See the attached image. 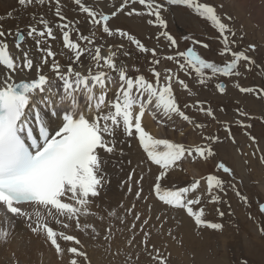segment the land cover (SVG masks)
Listing matches in <instances>:
<instances>
[{"label": "snow or ice", "instance_id": "obj_1", "mask_svg": "<svg viewBox=\"0 0 264 264\" xmlns=\"http://www.w3.org/2000/svg\"><path fill=\"white\" fill-rule=\"evenodd\" d=\"M17 3L23 7L43 6L46 0H17ZM73 3L80 13L86 14V23L96 31L89 36L76 27L77 39L73 40L74 25L71 22L56 24L66 50L60 55H67L69 62L66 64L56 59L57 53L47 43L49 39L55 40L56 36L50 21L43 15L38 20L34 15L36 23L27 25L26 32L21 28L14 33L11 30L6 32L0 26V243L10 241L12 221L20 219L32 235L42 237L54 249L60 264H91L81 240L65 230L74 226L85 233L90 229L92 238L99 235L96 224L88 222L87 218L98 216L93 211L94 207L99 208L95 204L96 198L101 197L106 185L111 183L104 157L117 152L123 157L124 150L118 149L117 145L127 143L131 147L133 142L145 154L141 164L146 166L151 177L145 193L142 182L146 175L141 170L139 179L135 181L138 185L135 198L146 203L151 199L165 210V215L168 211L182 213L195 229L222 231V223L207 218V205L211 204L216 214L223 218L225 212L218 205L228 204L223 197L230 189L243 203H249L248 197L241 194L235 183L223 178L224 174L233 177V169L221 161L207 173H193L190 180L179 186L171 180V174L177 170L184 171L182 165L185 161L209 164L217 155L214 146L223 142L218 134H205L208 125L198 122L186 110L195 109L211 118L223 128L226 138L235 144L232 124L219 120L211 106L205 107L204 101L181 103L174 86L189 96L193 95L189 84L180 78L181 72L185 76L194 72L195 82L201 86L217 77L239 78L241 69L251 72L254 67H260L251 55L257 52V46L249 44L244 50L235 48L236 30L225 22H230L232 17L218 14L215 6L200 0H122L108 14L87 6L82 0H73ZM47 4L50 8L54 4L55 16L61 21L66 20L61 11V0H47ZM136 4L143 10L131 7ZM172 6H184L198 18L210 22L220 44L218 55L222 58L221 63L202 58L191 46L178 50V40L167 31V20L163 15ZM119 13L129 17L146 16V23L159 31L156 39L162 37L167 41L166 46L173 50V54L157 58V50L146 47L135 35L120 28L113 30L110 20ZM13 14L12 11L6 13L9 19ZM97 31L101 35L127 39L141 54L150 53L148 72L151 78L136 65L118 63L112 45L108 46L107 54H103L104 45L96 42ZM9 37L15 51H10ZM26 37L35 41L40 53L38 58L23 47ZM183 40H190L192 45H201L204 49L210 48L208 43L189 35L183 36ZM84 57L89 62L86 68ZM162 60L172 62L175 70L172 67H165L163 72L157 70ZM261 63L264 64V60ZM214 87L221 95L227 92L223 82L215 83ZM235 87L242 94H256L264 99V89L241 86L240 83ZM220 111L225 112V109L221 106ZM146 116H150L158 128H171L181 136L190 125L199 131L198 140L201 142L186 144L157 138L147 130ZM236 116L239 118L234 123L244 129V135L250 142L248 146H255L252 153L255 156L260 151L259 142L248 131L252 124L245 122L253 117L239 107ZM260 161L264 163V152H261ZM134 174L136 169L128 174L127 181H120L121 187L127 184L129 193L133 191L129 182ZM147 206L151 211L154 204ZM134 209L135 205H132L127 210L128 214L134 215L135 221H141V215L134 213ZM258 210L264 214V202L258 203ZM115 215L114 211L107 212L109 217ZM98 219L103 220L104 217L99 216ZM150 219L141 221L143 239L140 244L154 264H167L166 257L154 244L149 250V233L143 228ZM155 219L164 222L160 215ZM121 222H124L123 218ZM131 227L136 229V223ZM106 231L110 232V229ZM260 231L264 233V227ZM104 239L108 240V235ZM61 242H71L72 246H62ZM134 242V236L127 241L129 245Z\"/></svg>", "mask_w": 264, "mask_h": 264}, {"label": "rangeland", "instance_id": "obj_2", "mask_svg": "<svg viewBox=\"0 0 264 264\" xmlns=\"http://www.w3.org/2000/svg\"><path fill=\"white\" fill-rule=\"evenodd\" d=\"M82 2L87 6L108 14L122 0H82ZM200 2H207L215 6L218 14L222 16L226 14L232 17L230 22H225L230 23L234 30H236L237 43L234 47L244 50L249 44H255L257 52L251 55H253L260 67H254L251 72L241 69L242 75L239 78L217 77L206 86H201L195 82L194 72L191 76H185L183 72L180 73V78L189 84L193 95L189 96L183 89L174 86L179 101L181 103L187 102L192 104L196 100H200L205 102V107L211 106L219 120H226L232 124V133L235 136L236 143L233 144L231 140L227 139V134L223 128L212 122L211 118L204 116L202 113H197L195 109L186 110L198 122L208 125L205 134H218L223 142L214 146L217 155L209 164L204 165L202 162L192 163L185 161L182 165L185 170L173 172L171 180L177 186L183 185L191 179L193 174L186 166L195 167L196 173L204 174L215 163L222 161L226 166L232 168L234 172L233 177L224 174L223 178L229 183H235L241 194L248 197L249 203H243L235 195V192L230 189L227 196L223 197V199L228 201V204L218 205L225 212L223 218L216 214L211 204L207 205L206 210L207 218L212 222L222 223L224 225L223 230L195 229L193 223L182 213L168 211L165 215V210L151 199L146 203L143 200L135 198L134 193L138 188L135 181L139 179L141 170L146 175L145 181L142 182L145 193L148 191L151 177L147 174L146 166L141 164L145 154L138 147V144L133 142L131 147L127 143L121 144L120 148H123L124 154H127L125 157L128 162V164L125 163L127 167L122 169L123 172L121 171L122 173L120 172L115 180H113L112 194H107V196L95 201V204L99 205V208H94V211L98 214L97 220L95 218H87L88 222H95L99 235L96 238H92L90 229L88 233H85L76 230L74 226L65 230L68 234L77 235L81 240V246L88 253L91 264H154L148 252L145 251L144 246L140 244V241L143 239V232L140 230L141 221L149 217H151L149 224L143 228V231L149 233V250L154 244L163 256L166 257L167 264H244L245 261L247 264H264V233L260 231V228L264 227V214H261L258 210V203L264 202V163L260 161L261 152H264V99H260L256 94H242L235 87L236 83H240L241 86L264 89V64L261 63L264 60V0H200ZM221 5L223 7H220ZM43 6L33 5L35 9L24 10L26 9L25 7L18 5L15 9H12L14 13L12 19L9 20L7 15H3L4 19L3 21L0 20V26L6 32L11 30L14 33L17 28H21L26 32L27 25L36 23L33 20V16L35 15L38 20L43 15L45 19L50 21V25L53 27L54 35L56 36L55 40L49 39L47 43L51 46L52 51L57 53L56 59L61 64H66L69 61L67 55H60L61 52L66 50L63 49L62 34L56 27V24L71 22L74 25L72 31L73 40L77 39L76 27L89 36L96 29L90 23H86V14L79 12L73 0H61V11L66 17L64 21H60L59 17L55 16L54 4L50 8L46 0ZM131 7L143 10L139 4L131 5ZM18 11L20 12L19 14H17ZM163 15L167 20V31L178 40V50L183 51L191 46L195 48L202 58L213 60L217 63L222 62V58L218 55L220 44L215 38L216 32L211 27L210 22L198 18L190 9L184 6H172L171 10L163 13ZM146 20V16L139 17L133 15L129 17L126 14L119 13L110 20V26L113 30L116 28L126 30L140 39L146 47L155 48L157 50V58L173 54V50L166 46L167 41L162 37L160 40L156 39V36L159 34L157 27L148 25ZM77 21H79L78 24ZM38 27H42V25H38ZM185 35H189L203 43H208L210 48L204 49L201 45H192L190 40L185 42L183 40V36ZM241 36H243L242 40L240 39ZM8 42L10 51H15L11 37L8 38ZM96 42L97 44L104 45L103 54L106 53L109 45H123L122 48L120 47L116 50L118 63L129 66L133 63V65L141 69L143 74L146 76L150 75L148 72L150 67L149 61L151 60L150 53L141 54L127 39L120 38L119 36L110 37L106 34L101 35L99 31L96 34ZM23 47L32 54L34 53L32 48L37 51L35 41L27 37ZM83 63L84 65H88L89 62L86 57L83 58ZM165 67H172L175 70V65L172 62L163 60L157 66V70L163 72ZM217 82H224L226 84V94L221 95L218 93L214 87ZM221 106L225 109V112L220 111ZM237 107L253 117L252 120H245V122L252 124V128L248 131L259 142L260 151L255 156L252 155L255 146H248L250 142L244 135V129L234 123L235 119L239 118L236 116ZM189 126L186 127L184 136H181L179 132H173L171 128H167L168 131L165 132L163 138L186 144L201 142L198 140L199 131L193 130ZM132 169H136V174L133 175L132 181L129 182L133 188L132 193H129L127 191V184L121 187L120 181H127V176L132 172ZM153 171L155 172V168H153ZM148 204H154L151 211L148 209ZM229 204L231 207H229ZM132 205H135L134 213L141 215V221H135L134 215L128 214L127 210ZM109 210L114 211L116 215L114 217L107 216ZM157 215L162 217L163 223L156 221L155 217ZM99 216H103L104 219H98ZM250 216L251 218H249ZM121 218H123V223L121 222ZM133 223L137 225L134 230L131 227ZM56 229L60 230L59 226H56ZM109 229L110 232L106 231ZM169 232H171V235L168 234ZM105 235H108V240L104 239ZM133 236L135 242L129 245L127 241L132 239ZM39 238H41V245L34 252L41 250L36 255L32 251H22L21 255L17 250L11 249L8 250V256H6L7 250L5 247L8 246L10 248L12 243H2L0 254H5V256L0 255L3 256V258L0 257V261L2 259V264H7L6 261L9 262V260L12 262H9L10 264H22L23 262V264H60L54 249L44 242L42 237ZM61 243L62 246H72L71 242ZM45 250H49L50 257L45 256L43 252ZM17 253L21 256L16 255ZM12 256L15 258L12 259ZM18 260L20 261L19 263Z\"/></svg>", "mask_w": 264, "mask_h": 264}, {"label": "bare ground", "instance_id": "obj_3", "mask_svg": "<svg viewBox=\"0 0 264 264\" xmlns=\"http://www.w3.org/2000/svg\"><path fill=\"white\" fill-rule=\"evenodd\" d=\"M66 4V3H65ZM18 6V3H17V0H0V17H2L3 15H5L6 16V13L7 12H9V11H13L12 9H15L16 7ZM26 9H24V10H29V9H35V8H33V6H30V7H25ZM43 8H44V6H43ZM66 8V7H65ZM64 11H66V10H64ZM24 12V11H23ZM20 12L18 11L17 12V14H19ZM23 14V13H22ZM4 17V16H3ZM15 17V16H14ZM18 18V17H17ZM12 19V18H11ZM8 20V19H7ZM10 20V19H9ZM1 21H3V20H1ZM61 21V20H60ZM5 22V21H4ZM11 22V21H10ZM2 23V22H1ZM9 23V22H8ZM3 24V23H2ZM13 24V23H12ZM11 24V25H12ZM6 25V24H5ZM8 30V29H7ZM62 41V40H61ZM60 41V42H61ZM56 43V42H55ZM58 44V46H60V44L59 43H57ZM102 45V44H101ZM55 46H56V44H55ZM34 47V46H33ZM62 48V47H61ZM117 48H120L119 46H113V50H117ZM32 50H33V56H36L37 58L39 57V53L34 49V48H32ZM107 51H108V49L106 50V53L105 54H107ZM87 58V57H86ZM123 58V57H122ZM126 60V59H125ZM119 61V60H118ZM122 61H123V59H122ZM129 62V61H128ZM131 63V62H130ZM132 65H133V63H132ZM87 67V65H85V68ZM150 76V75H149ZM144 122H145V124H146V126H147V130L148 131H150L152 134H154V135H156L158 138L159 137H161V138H163L164 137V134H165V132H167L168 131V129L167 128H163V127H161V128H158L157 127V125L155 124V122L151 119V117L150 116H146L145 117V119H144ZM190 127V126H189ZM177 134V133H176ZM170 135V134H169ZM120 146H121V144H118L117 145V147H118V149L120 148ZM127 156V154H124V156L123 157H121L119 154H118V152L117 153H114V154H112L111 156H108V155H105V159L107 160V164H106V170H107V172H108V175H109V178H110V181H111V183H109L108 185H106V188H105V191H104V193L101 195V197H98V198H96V200L97 199H100V198H102V197H104V196H107V194H112V190H113V187H112V182H113V180H115V178L118 176V174L122 171V169H124V168H126L127 166H126V164H128V162H127V159L125 158ZM129 160V159H128ZM126 163V164H125ZM187 168H188V170L190 171V172H192V173H196V171H195V167H190V166H186ZM123 172V171H122ZM121 172V173H122ZM120 177V176H119ZM117 184H118V182H117ZM113 185H114V182H113ZM109 197V196H108ZM107 198V197H106ZM95 208V207H94ZM94 208H93V211H94ZM96 219V217H89L88 219ZM97 220V219H96ZM95 223V222H94ZM99 223V222H98ZM12 224H13V227H12V235H11V239H10V241L7 243V244H9V243H12L10 246V248L8 247V246H6L5 248H6V250H7V252H6V256H8V250H11V249H14V250H17L18 252H20V254L22 255V251H32L33 253H34V255H36L37 254V252H40V250L39 251H36V252H34V250H36V249H38V247H39V245H41V238H39V237H36V236H34V235H32L29 231H28V229H27V227H26V225H25V222L23 221V220H20V219H16V220H14V221H12ZM86 240V239H85ZM90 242V241H89ZM4 244V243H3ZM6 244V245H7ZM121 246V245H120ZM2 247V243H0V248ZM43 247V246H42ZM4 248V249H5ZM2 250H3V248H2ZM44 250V249H43ZM13 251V250H12ZM4 252V253H5ZM44 253H45V256L47 255V256H49L50 257V253H49V250H45V251H43ZM42 252V253H43ZM24 253H27V252H24ZM19 253H17L16 255H20ZM31 254V253H30ZM0 255H3V256H5V254H0ZM20 255V256H21ZM27 255V254H26ZM33 255V256H34ZM39 255V254H38ZM40 255H41V253H40ZM3 256H0V257H2L3 258ZM44 256V255H43ZM5 258V257H4ZM8 258V257H7ZM12 259H14L13 258V256L11 257ZM20 258V257H19ZM25 258V257H24ZM37 258V257H36ZM40 258H41V256H40ZM44 258V257H43ZM9 259H10V257H9ZM17 260V259H16ZM34 260H35V258H34ZM21 261H22V259H21ZM36 261V260H35ZM49 261V260H48ZM7 262V264H10V263H12L11 262V260H9V262L8 261H6ZM15 262V261H14ZM13 262V263H14ZM20 261L18 260V263H19ZM28 262V261H27ZM51 262V261H50ZM4 263V262H3ZM24 263V262H23ZM22 263V264H23ZM37 263V262H36ZM0 264H2V259H1V261H0ZM4 264H6V263H4ZM17 264V263H16ZM21 264V263H20ZM38 264V263H37ZM52 264H54V263H52Z\"/></svg>", "mask_w": 264, "mask_h": 264}, {"label": "water", "instance_id": "obj_4", "mask_svg": "<svg viewBox=\"0 0 264 264\" xmlns=\"http://www.w3.org/2000/svg\"><path fill=\"white\" fill-rule=\"evenodd\" d=\"M224 83V82H223Z\"/></svg>", "mask_w": 264, "mask_h": 264}]
</instances>
